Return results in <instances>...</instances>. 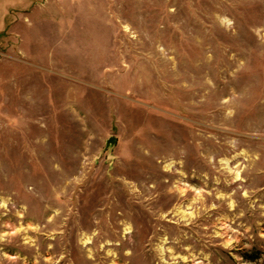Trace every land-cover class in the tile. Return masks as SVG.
<instances>
[{
    "label": "rangeland",
    "instance_id": "374dc122",
    "mask_svg": "<svg viewBox=\"0 0 264 264\" xmlns=\"http://www.w3.org/2000/svg\"><path fill=\"white\" fill-rule=\"evenodd\" d=\"M0 264H264V0H0Z\"/></svg>",
    "mask_w": 264,
    "mask_h": 264
}]
</instances>
